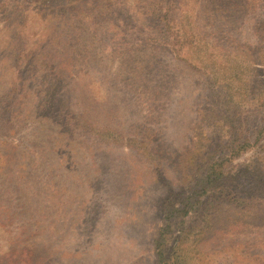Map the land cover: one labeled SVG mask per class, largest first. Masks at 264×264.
<instances>
[{
    "label": "rangeland",
    "instance_id": "374dc122",
    "mask_svg": "<svg viewBox=\"0 0 264 264\" xmlns=\"http://www.w3.org/2000/svg\"><path fill=\"white\" fill-rule=\"evenodd\" d=\"M132 1L82 26L73 9L52 20V0H0V264H154L163 202L218 139L201 73L163 49L126 59L146 38ZM185 3L199 7L209 52L257 44L264 0ZM16 83L20 96L6 101ZM232 167L246 171L230 192L237 203L208 226L195 221L205 228L194 264H264V140Z\"/></svg>",
    "mask_w": 264,
    "mask_h": 264
},
{
    "label": "trees",
    "instance_id": "16d2710c",
    "mask_svg": "<svg viewBox=\"0 0 264 264\" xmlns=\"http://www.w3.org/2000/svg\"><path fill=\"white\" fill-rule=\"evenodd\" d=\"M111 2L113 0H103L91 12L93 10L82 6L86 0H52V20L65 22L62 10L73 9L78 17L83 15L82 26H95L102 11L118 14L115 7L108 8ZM185 2L133 0L130 8L136 11L133 20L135 35L139 32L146 38L137 39L140 43L128 52L130 56L126 59L132 61L144 47L163 49L174 59L201 73L213 98L215 111L208 123L214 133L212 138L216 133L219 135L215 142L208 140V144L202 147V159L196 165L197 170L190 174L192 168L187 165L183 171L185 174L178 181V191L170 193L163 202L161 214L164 225L153 240L154 264H194L193 255L198 253L197 241L203 236L205 226L213 223L217 215H223L228 203L236 202L237 198L231 199L230 196L233 186L244 182L242 177L246 171L250 174V169H253L247 165L249 170L241 171L232 164L264 140V20L252 25L253 35L258 39L255 46L231 45L209 52L206 48L209 44L198 27L199 7L191 8ZM73 3L77 8H69L74 7L70 6ZM79 19L82 18L75 23ZM146 31L153 33L150 35ZM58 44L60 47L61 41L58 40ZM76 57L81 58L82 55ZM75 62L78 63L76 59ZM259 65L261 69L257 68ZM22 88L23 84L16 83L7 93L6 101H15ZM11 106L8 108L12 109ZM83 123L86 129L91 127L89 121ZM101 137L114 142L120 136L116 138L114 133L106 132ZM129 142L135 144L134 139ZM195 221L205 225L204 228L202 225L194 227L197 225Z\"/></svg>",
    "mask_w": 264,
    "mask_h": 264
}]
</instances>
